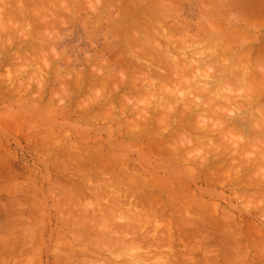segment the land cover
Here are the masks:
<instances>
[{"label":"rangeland","instance_id":"obj_1","mask_svg":"<svg viewBox=\"0 0 264 264\" xmlns=\"http://www.w3.org/2000/svg\"><path fill=\"white\" fill-rule=\"evenodd\" d=\"M0 21V264H264V0H0Z\"/></svg>","mask_w":264,"mask_h":264},{"label":"bare ground","instance_id":"obj_2","mask_svg":"<svg viewBox=\"0 0 264 264\" xmlns=\"http://www.w3.org/2000/svg\"><path fill=\"white\" fill-rule=\"evenodd\" d=\"M171 3H172V2H170L169 4H171ZM3 8H4V7H3ZM166 8H167V7H166ZM170 9H171V8H170ZM3 11H4V9H3ZM165 11H166V9H165ZM168 11H169V10H168ZM171 11H172V9H171ZM173 11H174V10H173ZM208 11H209V12L206 11L207 14H208V13H211L210 10H208ZM6 12H7V11L5 10V13H4V14H7ZM175 12H176V11H175ZM156 13H157V12H156ZM170 13H171V12H170ZM170 13L168 12V13H166V14H170ZM173 13H174V12H173ZM180 13H181V12H180ZM181 14H182V13H181ZM181 14H178V15H181ZM212 14H213V13H212ZM1 15H2V14H1ZM32 15H33V14H32ZM148 15H149V14H148ZM151 15H153V14H151ZM156 15H157V14H156ZM163 15H164V14H163ZM163 15H162V17L167 16V15H165V16H163ZM176 15H177V14H176ZM217 15H218V14H217ZM5 16H6V15H5ZM5 16H2V17H4V19H5ZM153 16H154V15H153ZM158 16H159V15H158ZM160 16H161V12H160ZM174 16H175V14H174ZM205 16H207V15L205 14ZM34 17H35V16H34ZM146 17H148V16L146 15ZM171 17H172V16H171ZM177 17H178V16H176L175 19H176ZM208 17H209V16H208ZM208 17H206V18H208ZM212 17H213V16H212ZM219 17H220V16H219ZM219 17H218V18H219ZM6 18L8 19V17H6ZM31 18H32V17H31ZM151 18H152V17H151ZM156 18H158V17L156 16ZM167 18L169 19L168 16H167ZM167 18H166V19H167ZM159 19H160V18H159ZM166 19H165V20H166ZM170 19H171V18H170ZM177 19H179V21H180V19L182 20V18H177ZM200 19H204V18L201 17ZM200 19H199V22H200ZM8 20H9V19H8ZM145 20H146V19H145ZM148 20H149V19H148ZM150 20H151V19H150ZM152 20H154V22H155V19H152ZM165 20H164L162 23H164ZM172 20H173V19H172ZM183 20H184V19H183ZM183 20H182V21H183ZM186 20L188 21V19H186ZM3 21H4V20H3ZM3 21H2V22H3ZM156 21H158V20L156 19ZM166 21L168 22V20H166ZM210 21H211V18H210L209 22H210ZM214 21H217V20L214 19ZM232 21H233V20H232ZM0 22H1V21H0ZM151 22H152V21H151ZM199 22H198V23H199ZM212 22H213V21H212ZM212 22H210V23L212 24ZM219 22H220V21H219ZM219 22H218V25H220ZM221 22H222V21H221ZM221 22H220V23H221ZM223 22H224V21H223ZM4 23H5V22H4ZM155 23L157 24V22H155ZM155 23H154V25H155ZM160 23H161V22H159V24H160ZM176 23H177V22H176ZM178 23H179V22H178ZM180 23H181V22H180ZM186 23H187V22H186ZM228 23H229V22H228ZM243 23H244V22H243ZM2 24H3V23H2ZM149 24H150V23H148V24H146V25L148 26ZM167 24H168V23H167ZM169 24H170V23H169ZM174 24H175V23H173V25H174ZM181 24H182V23H181ZM187 24H188V23H187ZM221 24H222V23H221ZM231 24H232V23H231ZM252 24H253V22H252ZM146 25L144 24L145 27H146ZM160 25H162V24H160ZM171 25H172V24H171ZM175 25H176V24H175ZM183 25H184V24H183ZM183 25H182V26H183ZM194 25H195V24H194ZM198 25H199V24H198ZM207 25H208V24H207ZM207 25H206V26H207ZM214 25H215V24H214ZM214 25H213V26H214ZM249 25H250V24H249ZM24 26H25V25H24ZM157 26H158V25H156L155 27H157ZM162 26H163V25H162ZM166 26H167V25H166ZM186 26H188V25H186ZM186 26H184V28H185ZM202 26H203V25H202ZM222 26H223V25H222ZM145 27H144V28H145ZM148 27H151V26H148ZM153 27H154V26H153ZM160 27H161V26H160ZM163 27H164V26H163ZM173 27L175 28V26H173ZM191 27H192V26H191ZM204 27H205V25H204ZM208 27H209V25H208ZM208 27H206V28H208ZM215 27H216V26H215ZM140 28H141V27H140ZM164 28L166 29V27H164ZM168 28H170V27H168ZM171 28H172V27H171ZM189 28H190V27H189ZM194 28H195V27H194ZM200 28H201V27H200ZM200 28H199V30H200ZM218 28H219V27H218ZM218 28H215V29H216V30H219L220 28H219V29H218ZM224 28H225V27H224ZM224 28H223V29H224ZM226 28H227V27H226ZM237 28H238V27H237ZM142 29H143V28H142ZM147 29H148V28H147ZM160 29H163V28H160ZM186 29H187V27H186ZM233 29H234V28H233ZM239 29H240V28H239ZM243 29H244V28H243ZM21 30H22V28H21ZM150 30H154V29H150ZM155 30H156V29H155ZM158 30H159V29H158ZM158 30L155 31V32H157V34L160 35V32L158 33ZM179 30L182 31L181 28H179ZM179 30H178V31H179ZM187 30H188V29H187ZM191 30H192V28H191ZM202 30H203V29H202ZM205 30H206V29H205ZM208 30L210 31V29H208ZM211 30H212V29H211ZM221 30H222V27H221ZM31 31H32V30H30V32H31ZM136 31H137V30H136ZM166 31H167V29H166ZM166 31H165V32H166ZM168 31H169V30H168ZM174 31H175V30H174ZM178 31H176V32H178ZM200 31H201V30H200ZM200 31H199V33H200ZM206 31H207V30H206ZM214 31H215V30H214ZM219 31H220V30H219ZM219 31L216 32V34L219 33ZM222 31H223V30H222ZM234 31H237V29H236V30H232V29H231L230 32H229V35H225V36H227V38H228V37L231 38L232 36L230 37V33L233 35ZM146 32H148V31H146ZM155 32L153 31L154 34H155ZM165 32L163 31V33H165ZM184 32H185V29H184ZM186 32H187V31H186ZM195 32L197 33V29H196ZM203 32H205V31H203ZM232 32H233V33H232ZM242 32H243V31H242ZM135 33H136V32H135ZM143 33L145 34V32H143ZM153 33H152V35H153ZM163 33H161V34L163 35ZM170 33H171V32H170ZM173 33H174V32H172L171 35H172ZM201 33H202V32H201ZM214 33H215V32H214ZM214 33H213V35H216V34H214ZM223 33H224V32H223ZM237 33H238V32H237ZM139 34H140V33H139ZM167 34H168V33H167ZM174 34H175V33H174ZM188 34H189V32H188ZM207 34H209V32H207ZM219 34H221V33H219ZM239 34H240V32H239ZM239 34H238V36H236V34H235L234 37L240 39L241 36H240ZM140 35L142 36V33H141ZM147 35H148V34H147ZM149 35H150V34H149ZM196 35H198V34H196ZM196 35L194 36V38L196 37ZM205 35H206V34H205ZM205 35H204V37H205ZM244 35H246V34H244ZM249 35H250V34H248V36H249ZM150 36H151V35H150ZM153 36H154V35H153ZM156 36H157V35H156ZM173 36H174V35H173ZM184 36H185V35H184ZM191 36H192V35H191ZM199 36H200V35H199ZM220 36H221V35H220ZM143 37H144V36H143ZM145 37H146V35H145ZM148 37H149V36H148ZM151 37H152V36H151ZM162 37H163V36H162ZM206 37H207V36H206ZM252 37H253V36H252ZM136 38H137V36H136ZM139 38H140V37H139ZM152 38H153V37H152ZM166 38L168 39V37H166ZM166 38H165V39H166ZM169 38H170V37H169ZM176 38H177V36H176ZM176 38H174V39L176 40ZM178 38H179V37H178ZM187 38H188V37H187ZM196 38H197V37H196ZM202 38H203V37H202ZM202 38H201V39H202ZM242 38H243V37H242ZM244 38H245V37H244ZM246 38H247V37H246ZM145 39H146V38H145ZM167 39H166V40H167ZM180 39H181V38H180ZM185 39H186V38H185ZM191 39H192V37H191ZM215 39H216V38H215ZM239 39H238V40H239ZM249 39H251V38H249ZM151 40H152V39H151ZM151 40H150V41H151ZM153 40H154V38H153ZM155 40H156V39H155ZM166 40H164V42H165ZM182 40H183V37H182ZM193 40H194V39H193ZM196 40H198V39H196ZM211 40H212V39H211ZM217 40H219V39H216L215 41H217ZM222 40H223V38H222ZM222 40L220 39V41H222ZM230 40H231V39H228V40H226V41H229V42H230ZM240 40H241V39H240ZM251 40H252V39H251ZM140 41H141V40H140ZM146 41H148V40H145V42H146ZM158 41H159V40H158ZM170 41H172V40H169V42H170ZM179 41H180V40H179ZM204 41H205V40H204ZM213 41H214V40H213ZM226 41H225V42H226ZM232 41H233V40H232ZM232 41H231L230 43H232ZM234 41H235V40H234ZM167 42H168V41H167ZM175 42H177V41H175ZM202 42H203V41H202ZM205 42H207V41H205ZM208 42H209V41H208ZM223 42H224V41H223ZM236 42H238V41H236ZM148 43H149V42H148ZM155 43H156V42H155ZM178 43H181V42H178ZM196 43H197V42H196ZM212 43L215 44V42H211V44H212ZM227 43H228V42H227ZM160 44H161V43H160ZM166 44H167V43H166ZM170 44H171V43H170ZM170 44H169V45H170ZM181 44H182V43H181ZM193 44H194V43H193ZM193 44H192V45H193ZM209 44H210V43H208V45H209ZM211 44H210V45H211ZM216 44H217V43H216ZM223 44H224V43H223ZM223 44H220V45H223ZM232 44H233V43H232ZM234 44H235V42H234ZM153 45H155V44L153 43ZM169 45H168V46H169ZM171 45H172V44H171ZM175 45H177V44L175 43ZM195 45H198V46H199V45H200V42H199V44H195ZM203 45H205V44H203ZM210 45H209V46H210ZM226 45H227V44H226ZM230 45H231V44H230ZM243 45H244V44H243ZM147 46H148V45H147ZM172 46H173V45H172ZM181 46H182V45H181ZM216 46H217V45H216ZM231 46H232V45H231ZM231 46L228 45V47H231ZM237 46H239V45H237ZM150 47H152V46H150ZM164 47H165V45H164ZM169 47H171V46H169ZM175 47H176V46H175ZM192 47H194V45H193ZM211 47H212V46H211ZM222 47H223V46H222ZM225 47H226V46H225ZM225 47H224V49H225ZM240 47H241V46H240ZM145 48H147V47H145ZM153 48H155V47L153 46ZM153 48H152V49H153ZM167 48H168V47H167ZM167 48H166V50H167ZM173 48H174V47H173ZM214 48H215V47H214ZM220 48H221V47H220ZM220 48H219V49H220ZM232 48H233V47H232ZM236 48H237V47H236ZM143 49H144V48H143ZM143 49H142V50H143ZM148 49H149V48H148ZM162 49H163V48H162ZM162 49H161V50H162ZM176 49H177V48H176ZM180 49H181V48H180ZM185 49H186V48H185ZM193 49H195V48H193ZM198 49H199V48H198ZM217 49H218V48H217ZM222 49H223V48H222ZM237 49H238V48H237ZM142 50H141V51H142ZM145 50L147 51V49H145ZM150 50H151V49H150ZM150 50H149V51H150ZM155 50H156V48H155ZM155 50H154V51H155ZM170 50L172 51V49H170ZM181 50H182V49H181ZM191 50H192V49H191ZM215 50H216V49H215ZM229 50H230V49H229ZM229 50H227V51H229ZM241 50H242V49H241ZM149 51H147V52H149ZM162 51H163V50H162ZM174 51H175V48H174ZM174 51H173V52H174ZM179 51H180V50H179ZM189 51H190V49H189ZM193 51H194V50H193ZM220 51H221V49H220ZM225 51H226V50H225ZM231 51H232V50H231ZM233 51H234V50H233ZM244 51H245V50H244ZM144 52H145V51H144ZM152 52H153V51H152ZM167 52L169 53V51H167ZM183 52H184V51H182V53H183ZM198 52H199V51H198ZM208 52H211V51H208ZM221 52H222V51H221ZM235 52H236V51H235ZM157 53H158V52H157ZM160 53H161V52L159 51V54H160ZM164 53H165V52H164ZM170 53H171V52H170ZM175 53H176V52H175ZM179 53H180V52H179ZM200 53H201V52H200ZM204 53H205V52H204ZM213 53H214V52H213ZM219 53H220V52H219ZM228 53H229V52H228ZM238 53H239V52H238ZM238 53H237V54H238ZM171 54H172V53H171ZM189 54H190V53H189ZM193 54H194V52H193ZM217 54H218V53H217ZM224 54H225V52L223 53V55H224ZM233 54H234V53H233ZM243 54H244V53H243ZM144 55H146V54H144ZM160 55H161V54H160ZM162 55H164V54H162ZM175 55H176V54H175ZM175 55H174V56H175ZM180 55H181V54H180ZM200 55H201V54H200ZM214 55H215V53H214ZM214 55H213V56H214ZM221 55H222V54H221ZM223 55H222V56H223ZM234 55H235V54H234ZM252 55H253V54H252ZM261 55H264V54H261ZM261 55H259L260 58H262ZM147 56H148V55H147ZM150 56H151V53H150ZM156 56H157V55H156ZM158 56H159V55H158ZM167 56H168V54H167ZM172 56H173V55H172ZM178 56H179V55H178ZM185 56H186V55H185ZM206 56H207V55H206ZM210 56H212L211 53H210ZM216 56H218V55H216ZM254 56H255V55H254ZM182 57H183V56H182ZM182 57H181V58H182ZM223 57H225V55H224ZM223 57H222V58H219V59H222V60H223ZM234 57H235V56H234ZM238 57H239V56H238ZM238 57H237V58H238ZM244 57H245V56H244ZM244 57H242V58H244ZM150 58H151V57H150ZM159 58H160V57H159ZM161 58H167V57L164 56V57H161ZM175 58H176V57H175ZM175 58H174V59H175ZM191 58H192V57H191ZM212 58H214V57H212ZM226 58H229V56H227ZM226 58H225V60H227ZM239 58L242 59L241 57H239ZM239 58H238V59H239ZM258 58H259V57H258ZM43 59H44V58H43ZM156 59H157V58H156ZM168 59H169V58H168ZM171 59H172V57H171ZM179 59H180V58H179ZM185 59H186V58H184L183 60H185ZM189 59H190V58H189ZM231 59H232V58H231ZM231 59H230V60H231ZM248 59H249V58H248ZM262 59H263V58H262ZM46 60H47V59H46ZM153 60H154V59H153ZM162 60H163V59H162ZM183 60H181V61H183ZM191 60H194V59H191ZM191 60H190V61H191ZM210 60H212V59H209L208 61H210ZM214 60H215V59H214ZM222 60H220L219 62H221ZM230 60L228 59V61H230ZM255 60H256V59H255ZM259 60H260V59H259ZM263 60H264V59H263ZM42 61H43V60H42ZM148 61H149V60H148ZM148 61H147V62H148ZM151 61H152V59H151ZM151 61H150V63H151ZM163 61H164V60H163ZM163 61H162V62H163ZM187 61H188V60H187ZM205 61H206V60H205ZM212 61H213V60H212ZM223 61H224V60H223ZM234 61H235V60H234ZM237 61H239V60H237ZM256 61H257V62H255V64H260V63H258V62H259L258 60H256ZM156 62H157V61H156ZM159 62H160V61H159ZM159 62H158V64H156L155 61H154L155 64H153V65H155V66L157 67V65H160ZM165 62H166V61H165ZM169 62H171V61H169ZM169 62H168V63H169ZM177 62H178V61H177ZM191 62H192V61H191ZM198 62H200V61H198ZM225 62H226V61H225ZM240 62H241V61H240ZM247 62H248V60H247ZM249 62H250V61H249ZM260 62H261V61H260ZM113 63H114V62H113ZM120 63H121V62H120ZM178 63H179V62H178ZM178 63H177V64H178ZM185 63H186V61H185ZM188 63H189V61H188ZM196 63H197V62H196ZM215 63H216V62H215ZM233 63H234V62H233ZM250 63H251V62H250ZM110 64H111V63H110ZM143 64H145V62H143ZM147 64H148V63H147ZM161 64H162V63H161ZM171 64H172V63H171ZM211 64H212V63H211ZM211 64H210V65H211ZM213 64H214V63H213ZM216 64H218V63H216ZM224 64L226 65V63H224ZM236 64H237V63H236ZM236 64H235V65H236ZM262 64H263V62H262ZM108 65H109V62H108ZM148 65H149V64H148ZM148 65H146V66H148ZM151 65H152V64H151ZM153 65H152V66H153ZM167 65H168V67H169V64H167ZM175 65H176V64H175ZM192 65H194V64H192ZM196 65H197V64H196ZM235 65H234V66H235ZM239 65H240V64H239ZM247 65H249V64L247 63ZM109 66H110V65H109ZM140 66H141V65H140ZM177 66H178V65H177ZM199 66H200V65H199ZM199 66H198V67H199ZM249 66H250V65H249ZM256 66H257V65H256ZM107 67H108V66H107ZM122 67H123V66H122ZM148 67H150V66H148ZM156 67H154V68H156ZM179 67H180V65H179ZM187 67H188V64H187ZM189 67H190V66H189ZM223 67H224V66H223ZM223 67H222V68H223ZM226 67H228V65H227ZM236 67H237V66H236ZM243 67H244V66H243ZM263 67H264V66H263ZM108 68H109V67H108ZM142 68H143V67H142ZM151 68H152V70H153V67H151ZM160 68H162V66H160ZM173 68H174V70H175L176 66H175V67L173 66ZM177 68H178V67H177ZM193 68H194V67H193ZM193 68H192V69H193ZM220 68H221V67H220ZM122 69H126V68L123 67ZM144 69L147 70V68H145V67H144ZM157 69H158V68H157ZM179 69H180V68H179ZM195 69H196V68H195ZM225 69H227V68H225ZM225 69H224V70H225ZM258 69H259V68H258ZM262 69H263V68H262ZM146 70H145V71H146ZM152 70H151V71H152ZM155 70H156V69H155ZM158 70H159V69H158ZM168 70H169V68H168ZM186 70H187V69H186ZM186 70H185V71H186ZM230 70H231V69H230ZM232 70H233V69H232ZM246 70H247V68H246ZM251 70H252V69H251ZM149 71H150V69H149ZM160 71H161V70H160ZM169 71H170V70H169ZM171 71H172V70H171ZM180 71H181V70H180ZM192 71H193V70H192ZM222 71H223V70H220V73H221ZM237 71H238V72H236V74L239 73V72H242V70L239 71L238 69H237ZM262 71H264V70H262ZM124 72L126 73V71H124ZM127 72H128V71H127ZM143 72H144V71H143ZM172 72H173V74H175L177 71H176L175 73H174V71H172ZM189 72H190V71H189ZM189 72L187 73V71H186L185 73L189 74ZM246 72H247V71H246ZM155 73H156V72H155ZM162 73H163V71H162ZM170 73H171V72H170ZM170 73L168 74L169 76H170ZM179 73H180V72H179ZM190 73H191V72H190ZM194 73H195V72H194ZM207 73H208V72H207ZM215 73H217V72H215ZM231 73L234 74V72H231ZM250 73H251V72H250ZM252 73L254 74V72H252ZM151 74H152V73H151ZM213 74H214V73H213ZM255 74H256V73H255ZM127 75H128V74H127ZM127 75H125V76H127ZM146 75H147V74H146ZM148 75H149V73H148ZM148 75H147V78H149ZM152 75H153V74H152ZM155 75H156V74H155ZM155 75H154V76H155ZM157 75H158V74H157ZM175 75H176V74H175ZM175 75H173V76H175ZM184 75H185V74H184ZM184 75H183V76H184ZM191 75H192V74H191ZM200 75H201V74H200ZM204 75H205V74H204ZM206 75H207V74H206ZM215 75H216V74H215ZM215 75H214V76H215ZM223 75H226V74H223ZM229 75H230V73H229ZM239 75H240V74H239ZM241 75H242V74H241ZM241 75H240V76H241ZM245 75H246V74H245ZM249 75H250V74H249ZM144 76H145V74H144ZM159 76H160V78L162 77L161 75H159ZM169 76H168V77H169ZM189 76H190V75H189ZM194 76H195V75H194ZM196 76H197V75H196ZM218 76H219V74L216 75V77H218ZM243 76H244V75H243ZM252 76H253V75H252ZM254 76H255V75H254ZM163 77H164V75H163ZM168 77L166 78V80H165L164 78H161V79H159V81L162 80V79H164V80L166 81V83H167V82L169 81V80H168ZM171 77H172V75H171ZM180 77H181V76H180ZM209 77H210V76H209ZM225 77H226V76H225ZM235 77H236V76H235ZM248 77H249V76H248ZM141 78H142V77H141ZM150 78H151V77H150ZM175 78H176V76H175ZM189 78H190V77H189ZM230 78H231V77H229L228 80H231ZM242 78H243V77H242ZM251 78H253V77H251ZM251 78H250V79H251ZM126 79H127V78H126ZM136 79H138V78L136 77ZM176 79H177V78H176ZM180 79H181V78H180ZM183 79H184V78H183ZM194 79H196V78H194ZM194 79H193V80H194ZM199 79H200V78H199ZM217 79H218V78H217ZM217 79H216V80H217ZM232 79H234V78L232 77ZM246 79L248 80V82L250 81V80L247 78V76H246ZM140 80L143 81V79H140ZM145 80H146V79H145ZM196 80H198V79H196ZM202 80H203V79H202ZM205 80H206V79H205ZM212 80H213V79H212ZM214 80H215V79H214ZM224 80H225V79H224ZM234 80H235V79H234ZM241 80H242V79H241ZM129 81H130V80H129ZM135 81H136V80H135ZM147 81H148V80H147ZM149 81H150V80H149ZM154 81L156 82V80H154ZM157 81H158V80H157ZM159 81H158V82H159ZM177 81H178V80H177ZM184 81H185V80H184ZM203 81H204V80H203ZM206 81H209V80H206ZM206 81H205V82H206ZM226 81H227V80H226ZM239 81H240V80H239ZM243 81H245V79H244ZM263 81H264V80H263ZM122 82H123V81H122ZM125 82H126V81H125ZM145 82H146V81H145ZM160 82H161V81H160ZM160 82H159V83H160ZM162 82H163V80H162ZM189 82H190V80H189ZM199 82H200V81H199ZM210 82H211V81H210ZM217 82H218V81H217ZM224 82H225V81H224ZM229 82H230V81H229ZM253 82H254V81H253ZM260 82H261V81H260ZM131 83H133V82H131ZM141 83H142V82H141ZM178 83H179V82H178ZM196 83H197V82H196ZM196 83H195V84H196ZM201 83H202V81H201ZM206 83H207V82H206ZM206 83H205V84L203 83V85H206ZM222 83H223V82H222ZM222 83H221V84H222ZM232 83H233V82H232ZM238 83H239V82H238ZM245 83H246V82H245ZM121 84H122V83H121ZM123 84H124V83H123ZM134 84H135V82H134ZM139 84H140V83H139ZM147 84H148V82H147ZM155 84H156V83H155ZM162 84H163V83H162ZM172 84H174V83H172ZM172 84L170 85V88H171ZM186 84H187V83H186ZM191 84H192V80H191ZM199 84H200V83H199ZM199 84H197V86H198ZM211 84H212V83H211ZM213 84H214V83H213ZM223 84H224V83H223ZM223 84H222V85H223ZM233 84H234V83H233ZM236 84H237V83H236ZM239 84H241V82H240ZM247 84H248V83H247ZM256 84H258V83L256 82ZM256 84H255V85H256ZM261 84H262V82H261ZM44 85H45V84H44ZM128 85H131V84L129 83ZM128 85H127V86H128ZM135 85H136V84H135ZM135 85H134V86H135ZM141 85H142V84H141ZM141 85H139V87H140ZM153 85H154V84H153ZM156 85H157V84H156ZM178 85H179V84H178ZM182 85H183V83H182ZM222 85H221V86H222ZM244 85H245V84H243L242 86H244ZM250 85H251V84H250ZM147 86L149 87V85H147ZM168 86H169V85H168ZM189 86H190V85H189ZM191 86H192V85H191ZM194 86H195V85H194ZM200 86H201V85H200ZM206 86H207V85H206ZM215 86H216V85H215ZM240 86H241V85H240ZM257 86L259 87L260 85H257ZM257 86H256V87H257ZM261 86H262V85H261ZM263 86H264V85H263ZM263 86H262V87H263ZM137 87H138V86H137ZM142 87H143V86H142ZM150 87H151V86H150ZM155 87H156V86H155ZM155 87H154V89H155ZM176 87H177V86H176ZM180 87H184V86H180ZM185 87H186V86H185ZM187 87H188V86H187ZM198 87H199V86H198ZM198 87H197L196 89H198ZM246 87H248V85H247ZM252 87H253V86H252ZM258 87H257V89H259ZM157 88H158V86H157ZM163 88H164V86H163ZM163 88H161V90H162ZM172 88H173V87H172ZM177 88H179V87H177ZM190 88H192V87H190ZM203 88H206V87L203 86ZM207 88H208V87H207ZM215 88H216V87H215ZM243 88H245V87H243ZM248 88H250V87H248ZM119 89H120V88H119ZM128 89H129V88H128ZM134 89H135V88H134ZM142 89H143V88H142ZM152 89H153V88H152ZM154 89H153V90H154ZM158 89H159V88H158ZM181 89H182V88H181ZM183 89H184V88H183ZM187 89H188V88H187ZM200 89H201V88H200ZM135 90H136V89H135ZM138 90H139V88H138ZM148 90H150V89H148ZM166 90H167V88H166ZM193 90H195V89H193ZM198 90H199V89H198ZM198 90H196V91H198ZM216 90H218V89H216ZM255 90H256V89H255ZM142 91H143V90H142ZM157 91H158V90H157ZM170 91H171V90H170ZM207 91H208V90H207ZM128 92H129V91H128ZM128 92H127V93H128ZM192 92H193V91H192ZM199 92H200V91H199ZM201 92H202V91H201ZM203 92H204V90H203ZM203 92H202V95H204ZM252 92H253V91H252ZM138 93H139V92H138ZM145 93H146V92H145ZM213 93H214V90H213ZM215 93H216V92H215ZM139 94H140V93H139ZM165 94H166V93H165ZM165 94H164V95H165ZM176 94H177V93H176ZM186 94H187V93H186ZM186 94H185V95H186ZM189 94H190V93H189ZM189 94H188V95H189ZM192 94H193V93H192ZM206 94L208 95V92H207ZM209 94H210V92H209ZM217 94H218V93H217ZM142 95H143V94H142ZM155 95H156V94H155ZM168 95L171 96V93L169 92ZM178 95H180V94H178ZM194 95H195V94H193V96H194ZM200 95H201V94H200ZM125 96H126V95H125ZM140 96H141V95H140ZM140 96H138V98H140ZM165 96H166V95H165ZM180 96H181V95H180ZM204 96H205V95H204ZM218 96H219V95H218ZM129 97H130V95H129ZM141 97H143V96H141ZM145 97H146V95H145ZM181 97H183V96H181ZM185 97H186V96H185ZM185 97H184V98H185ZM200 97H201V96H200ZM206 97H207V96H206ZM206 97H205L204 99H206ZM211 97H212V96H211ZM211 97H210V98H211ZM143 98H144V97H143ZM163 98L165 99L164 96H163ZM188 98H191V97H188ZM193 98H194V97H193ZM210 98H209V99H210ZM126 99H127V98H126ZM126 99H125V100H126ZM130 99H131V98H130ZM130 99H129V100H130ZM136 99H137V98H136ZM202 99H203V98H202ZM207 99H208V97H207ZM138 100H139V99H138ZM142 100H143V99H142ZM193 100H194V99H193ZM165 101L167 102V97H166V100H165ZM169 101H170V100H169ZM241 101H242V100H241ZM245 101H246V100H245ZM247 101H248V100H247ZM179 102H180V101H179ZM188 102H189V101H188ZM243 102H244V101H243ZM251 102H252V101H251ZM128 103H129V102H128ZM138 103H139V102H138ZM140 103H141V102H140ZM189 103H191V102H189ZM189 103H188V104H189ZM241 103H242V102H241ZM245 103H246V102H245ZM248 103H249V102H248ZM123 104H124V103H123ZM206 104H208V100H207V103H206ZM239 104H240V102H239ZM249 104H250V103H249ZM242 105H244V104H242ZM247 105H248V104H247ZM124 107H125V106H124ZM122 108H123V107H122ZM128 108H130V107L128 106ZM139 108H140V107H139ZM129 110H130V109H129ZM131 110H132V109H131ZM134 110H135V109H134ZM134 110H133V111H134ZM192 110H193V108H192ZM123 111H124V110H122V112H123ZM210 111H211V109H210ZM214 111H215V110H214ZM124 112H125V111H124ZM185 112H186V111H185ZM208 112H209V111H208ZM211 112H212V111H211ZM190 113H191V112H190ZM206 113H207V112H206ZM122 114H124V113H122ZM125 114H126V113H125ZM128 114H129V113H128ZM182 114H183V113H182ZM210 114H211V113H210ZM217 114H218V112H217ZM206 115H207V114H206ZM219 115H220V114H219ZM219 115H216L215 118H217ZM240 115H241V113H240ZM121 116H122V115H121ZM200 116H201V115H200ZM212 116H213V115H212ZM112 117H113V116H112ZM112 117H111V118H112ZM189 117H190V116H189ZM193 117H194V116H193ZM193 117H192V118H193ZM205 117L208 118V115L205 116ZM237 117H238V116H237ZM120 118H121V117H120ZM197 118H198V117H197ZM210 118H212V117L210 116ZM219 118H220V117H219ZM221 118H222V116H221ZM239 118H240V117H239ZM212 119H213V118H212ZM232 119H233V118H232ZM112 120H113V119H112ZM202 120H204V119H201V121H202ZM217 120H218V119H217ZM217 120H216V121H217ZM225 120L227 121V119H225ZM225 120H224V121H225ZM115 121H116V120H115ZM119 121H120V120H119ZM218 121H219V120H218ZM224 121H223V122H224ZM236 121H237V120H236ZM202 122H203V121H202ZM117 123H119V122H117ZM205 123H206V121H205ZM205 123H204V124H205ZM218 123H219V122H217L216 124H218ZM220 123H221V122H220ZM228 123H229V122H228ZM228 123H227V124H228ZM230 123H232V122H230ZM182 124H183V123H182ZM189 124H190V123H189ZM206 124H208V123H206ZM213 124H214V123H213ZM213 124H212V125H213ZM223 124H224V123H223ZM225 124H226V123H225ZM210 125H211V124H210ZM212 125H211V126H212ZM204 126H205V125H204ZM213 126H214V125H213ZM215 126H216V125H215ZM228 126H230V125H228ZM228 126H226V127H228ZM144 127H145V126H144ZM187 127H188V126H187ZM205 127H206V126H205ZM217 127L219 128V126H217ZM220 127H222V124L220 125ZM233 127H234V125H233ZM183 128H184V127H183ZM206 128H207V127H206ZM212 128H213V127H212ZM214 128H215V127H214ZM223 128H225V125H224ZM253 128H254V127H253ZM256 128H257V127H256ZM256 128H255V130H256ZM188 129H189V128H188ZM197 129H199V128H197ZM200 129H201V128H200ZM202 129L204 130V128H202ZM207 129H208V128H207ZM216 129H217V128H215V130H216ZM221 129H222V128H221ZM225 129H228V131H231V127H230V130H229V128H225ZM261 129H262V128H261ZM261 129H260V130H261ZM205 130H206V129H205ZM209 130H211V128H209ZM258 130H259V129H258ZM218 131H219V130H218ZM218 131H217V132H218ZM223 131H224V130H223ZM223 131H222V132H223ZM201 132H202V131H201ZM234 132H235V131H234ZM128 133H129V132H128ZM204 133H205V132H204ZM209 133H210V132H209ZM219 133H220V132H219ZM223 133H224V132H223ZM225 133H227V130H226ZM237 133H238V132H237ZM211 134H212V133H211ZM221 134H222V133H221ZM232 134H234V133H233V130H232ZM127 135H128V134H127ZM219 135H220V134H219ZM222 136H223V135H222ZM226 136H227V134H226ZM226 136H223V138H224V137L226 138ZM227 137H228V136H227ZM219 138H222V137H219ZM136 205H137V203H136ZM102 216H103V215H102ZM104 216H105V214H104ZM111 217H113V216H111ZM106 219H107V218H106ZM100 221H101V220H100ZM103 221H104V219H103ZM112 223H113V222H112ZM132 226H133V225H132Z\"/></svg>","mask_w":264,"mask_h":264},{"label":"crops","instance_id":"obj_3","mask_svg":"<svg viewBox=\"0 0 264 264\" xmlns=\"http://www.w3.org/2000/svg\"><path fill=\"white\" fill-rule=\"evenodd\" d=\"M261 40H262V41H264V34H263V36H262Z\"/></svg>","mask_w":264,"mask_h":264}]
</instances>
